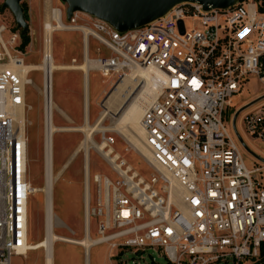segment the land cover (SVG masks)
I'll return each instance as SVG.
<instances>
[{
    "label": "built area",
    "instance_id": "built-area-1",
    "mask_svg": "<svg viewBox=\"0 0 264 264\" xmlns=\"http://www.w3.org/2000/svg\"><path fill=\"white\" fill-rule=\"evenodd\" d=\"M2 4L0 0V264H11L12 257L32 251L29 199L34 190L28 176L26 119L31 107L26 92L33 82L31 72L20 69L25 64L18 49L20 32L8 22ZM54 11L61 23L55 32L81 33L87 57L90 39L108 53L88 58L91 71L120 79L139 68L162 74L158 93L142 116L150 176L136 180L137 174L128 177L119 168L115 180L101 174L85 177V219L97 224L93 247L106 246L110 264H124L120 258L127 251L139 256L153 249L165 264H264V93L240 117L246 137L262 146V157L245 145L238 116L233 125L236 111L248 104H234L244 84L250 77L264 81L261 2L238 0L228 9L209 10L196 2L180 3L125 32L83 12H73L64 23L62 6L51 7L55 27ZM44 59L37 72L42 80L45 183V144L54 111L53 72ZM100 133L107 147L114 144ZM241 149L261 166L248 169Z\"/></svg>",
    "mask_w": 264,
    "mask_h": 264
},
{
    "label": "rangeland",
    "instance_id": "rangeland-1",
    "mask_svg": "<svg viewBox=\"0 0 264 264\" xmlns=\"http://www.w3.org/2000/svg\"><path fill=\"white\" fill-rule=\"evenodd\" d=\"M23 2H25L28 9L27 23L29 30L27 34L29 42L23 49H21L20 42L18 49L24 54L22 58L25 64L38 66L43 58V23L49 7L57 8L62 6L65 9L66 6L61 4L59 0H24ZM6 11L5 16L8 22L15 30H18L14 17L8 10ZM63 22L68 23V20L64 17ZM82 40V34L75 31H58L53 33L52 46L55 65L72 68L82 64L84 59ZM107 54L96 41L89 40L88 58L96 59L99 56ZM29 77L33 84L27 88L26 92V103L31 107V110L26 114V119L30 123L27 127L29 138L28 176L33 187L32 189L35 190L34 188L41 189L45 184L43 177V108L40 95L42 80L41 74L37 71L31 72ZM139 80L142 81L137 78L135 84L126 83L127 85H122L120 83L121 79L117 76L104 75L97 70L90 71L87 80V113L90 122L89 125L95 127L96 124H100L103 128L112 126L116 128L119 124L118 118L120 112L132 102L131 100L134 99L136 93L138 91L140 92L141 87H138ZM52 93V100L55 106L53 125L64 130L63 132L55 133L52 142L53 175L54 178H57L53 184L52 192L53 214L56 226L53 232L56 236L79 242L85 237L86 226L84 225V180L86 163L85 151L82 150V143L85 139V132L83 130L85 98L83 73L78 70L54 71L52 76ZM263 93L264 81H260L256 77H250L244 84L240 94L236 96L234 104L237 108L241 107L261 96ZM242 113L238 115L236 120L238 132L243 138L248 150L256 156L262 157V146L259 143L252 142L244 134L240 123ZM126 134L128 135L125 136ZM125 135L110 130L106 131L105 136L114 139V144L107 147L104 141H102L99 131L92 133L90 143L88 144L89 147L87 148L89 158L87 174L90 177L93 174H101L111 180L119 177L118 170L114 169L99 154L97 149L99 145H104L103 150L105 152L111 150V158L117 157L115 162L116 166L120 167V163L123 161L124 165L121 167V171L127 172L130 168L127 172L129 177L134 173L137 174L136 180L139 178L147 179L150 176L152 168L150 167L148 150L143 146L144 156L141 155L134 147L135 144L141 143L140 140L135 138L130 132L125 133ZM141 139L143 142L142 137ZM74 155L75 157L70 160ZM241 156L248 169L261 166L245 149H241ZM69 161L70 163L66 167ZM89 195L90 204L94 206L96 192L92 183L90 184ZM87 226L88 237L92 240L97 239V224L95 220H90ZM44 231L45 195L44 192L33 191L29 199V242L38 247V244L42 242ZM52 253L53 264H85V252L79 245L56 242ZM120 259L123 260L122 263L124 264H165L162 256L154 249L147 250L139 256L127 251ZM152 259L154 261L153 263ZM88 260L89 264H110L106 246L98 245L93 247L89 251ZM44 263L45 251L44 249L38 250V248L37 251H30L25 256L11 258V264ZM117 263H120V261Z\"/></svg>",
    "mask_w": 264,
    "mask_h": 264
},
{
    "label": "bare ground",
    "instance_id": "bare-ground-1",
    "mask_svg": "<svg viewBox=\"0 0 264 264\" xmlns=\"http://www.w3.org/2000/svg\"><path fill=\"white\" fill-rule=\"evenodd\" d=\"M54 19L58 21V27H55L54 24L51 23V8L49 7V10L45 16L44 23H43V57L45 58V64L46 66H49L50 70L52 72L54 71H62V70H78L81 71L84 75V93H85V98H84V114H85V127L84 132H85V139L83 140L82 143V150L85 151V177L87 179V169L89 165V158L87 154V148L89 147L88 144L90 143V136H92L93 132L99 131V132H106V131H114L118 134L125 135V133L130 132L135 138L140 140L141 143L135 144V150L143 155V143L141 137L143 138V129H142V116L147 108V106L152 102V100L155 98V96L158 93L159 89V83L162 79V74L154 69H145V68H139V69H131L130 72H127L124 77L121 78L120 83L126 84H135L137 81V78L141 79L142 81L139 80L138 87L140 88V92L136 93V96L134 97L132 102H130L124 109L120 112V116L118 118L119 124L116 126L109 127V128H103L101 125H97L95 127H91L88 125L87 122V80H88V72L92 70V68L89 66V61L87 57V48L86 45L83 47V62L77 67H72V68H64L59 65H55V61L50 63V58L53 57V46H52V37H53V32L57 30V28L61 27V23L59 21V16L57 15V12L54 11ZM85 42H86V37H85ZM64 66V65H63ZM42 67L41 63L38 66L35 65H29V64H23V66H20V69L24 72L29 74L30 72L38 71ZM52 85V81H51ZM127 85V84H126ZM50 90V85H47V95H49ZM131 90V89H130ZM133 91V90H131ZM137 91V89H136ZM53 97L52 93V86H51V100ZM111 97V96H110ZM109 97V98H110ZM130 99V98H129ZM110 100V99H109ZM111 101V100H110ZM119 101V100H118ZM149 103V104H148ZM51 109L52 111H55L53 100L51 103ZM112 109V108H111ZM24 121L26 122L25 118ZM102 121V120H101ZM117 122V123H118ZM84 123V120H83ZM64 130L61 128L54 127L53 123L51 127L48 128L47 130V137H46V146H45V165H46V172H45V184L41 189L34 188V192H44L47 195L46 199V209H45V231H44V236L43 239L41 240L42 242L38 244V247L35 244L30 243V249L33 251H37L39 249H44L45 251V263L44 264H53V247L56 242H61V243H66V244H72V245H79L83 248L85 252V264H89L88 260V254L89 251L93 248V241L90 239L88 236V222L89 219H84V225L85 226V237L83 240L76 242L75 240H71L69 238L65 237H60L56 236L53 232L54 226H55V218L53 214V203L51 199V192H53V184L57 180V178H54L53 175V139H50V134H52V137L54 136L55 133H60L63 132ZM81 131V130H80ZM126 134L125 136H127ZM130 142V140H128ZM131 143V142H130ZM137 143V142H136ZM104 145H99L98 152L101 154L103 158L116 170H119L122 165H124L123 162H121V166H116L115 162L117 157L111 158L110 154L112 153L110 151H104L103 150ZM147 149V148H146ZM148 150V149H147ZM149 152V151H148ZM76 154V153H75ZM150 155V153H149ZM144 156V155H143ZM75 157V155L70 159L72 160ZM150 161H151V156H150ZM70 161L66 164V167H68ZM119 164V165H120ZM119 167V168H118ZM52 168V169H51ZM130 168L128 169V171ZM62 172V171H61ZM124 172V171H123ZM122 172V173H123ZM124 174V173H123ZM136 176V175H135ZM134 176V177H135ZM129 177V176H128ZM31 188H33L31 186ZM87 196L85 198V208H87ZM86 217V213H85ZM88 220V222H87ZM56 227V226H55ZM40 242V241H39Z\"/></svg>",
    "mask_w": 264,
    "mask_h": 264
},
{
    "label": "water",
    "instance_id": "water-1",
    "mask_svg": "<svg viewBox=\"0 0 264 264\" xmlns=\"http://www.w3.org/2000/svg\"><path fill=\"white\" fill-rule=\"evenodd\" d=\"M24 0H3L1 10H8L14 17L20 36L27 34L29 26L25 20L24 10L21 6ZM65 5V17L70 19L73 12H83L100 19L115 30L125 32L145 26L162 17L172 7L180 3H199L204 10L228 9L238 0H59ZM260 98L253 100L240 108L234 115L236 117L248 106L256 103ZM257 159L263 161L261 158Z\"/></svg>",
    "mask_w": 264,
    "mask_h": 264
},
{
    "label": "trees",
    "instance_id": "trees-1",
    "mask_svg": "<svg viewBox=\"0 0 264 264\" xmlns=\"http://www.w3.org/2000/svg\"><path fill=\"white\" fill-rule=\"evenodd\" d=\"M240 1H245V0H240ZM254 1L261 2V4L264 7V0H254ZM21 6H22V8L24 10L25 20L27 21L28 20V16H27L28 9H27V6H26L25 2H22ZM28 42H29L28 34H26L25 36L21 37V49H23L25 46H27Z\"/></svg>",
    "mask_w": 264,
    "mask_h": 264
},
{
    "label": "crops",
    "instance_id": "crops-1",
    "mask_svg": "<svg viewBox=\"0 0 264 264\" xmlns=\"http://www.w3.org/2000/svg\"><path fill=\"white\" fill-rule=\"evenodd\" d=\"M88 75H89V72H88ZM85 116V114H84ZM87 116H88V113H87ZM88 125L90 124L89 122V118L87 117V122H86ZM85 127V117H84V123H83V128ZM84 130V129H83Z\"/></svg>",
    "mask_w": 264,
    "mask_h": 264
}]
</instances>
